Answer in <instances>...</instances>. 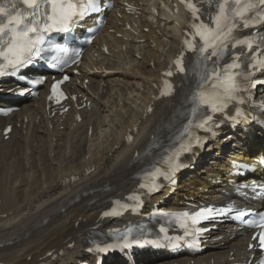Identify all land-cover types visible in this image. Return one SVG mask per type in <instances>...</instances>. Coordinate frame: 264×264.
<instances>
[{"label": "bare ground", "instance_id": "bare-ground-1", "mask_svg": "<svg viewBox=\"0 0 264 264\" xmlns=\"http://www.w3.org/2000/svg\"><path fill=\"white\" fill-rule=\"evenodd\" d=\"M114 1L116 7L108 13L105 29L85 53L81 74L66 85L78 95L79 105L91 102V107L79 110L81 121H76L78 110L70 100L67 113L59 114L55 108L50 116L44 95L18 101L6 94L15 83L0 86V107L21 106L0 116V262H93L95 258L87 252L90 235L137 218L101 219V211L112 197L136 185L145 153L152 145L169 140L168 135L172 137L182 124L178 114L188 96L183 89L192 79L177 76L175 95L154 102L151 113L145 114V108L157 93L155 84H159L161 70L182 46L186 13H173L169 0ZM123 2L131 6L129 11ZM103 43L109 52L101 50ZM258 95L264 99V89ZM9 124L13 131L5 138L3 130ZM130 129L137 131L133 142L127 144ZM230 133H234L231 146L226 138L212 140L194 159L195 168L180 175L169 198L164 196L170 193L166 187L152 195L147 207L163 201L172 208H183L200 201L220 203L233 198V194L223 193L231 191L226 176L230 161L253 160L249 155L264 153V127L252 119ZM218 177L224 183H215ZM257 179H264V174ZM245 231L220 225L209 233L208 249L198 256L146 252L138 264H192V259L193 264H229L233 257L242 260L249 254L246 248L251 236ZM107 264L126 262L115 256Z\"/></svg>", "mask_w": 264, "mask_h": 264}, {"label": "snow or ice", "instance_id": "snow-or-ice-1", "mask_svg": "<svg viewBox=\"0 0 264 264\" xmlns=\"http://www.w3.org/2000/svg\"><path fill=\"white\" fill-rule=\"evenodd\" d=\"M22 3L27 6V10L16 8L13 2L14 12L5 4H0V15L6 16L8 20L7 23L0 24V34L5 29L11 32L7 49L0 48V57L3 58V62H0V75L7 68L16 69L30 63L33 56L40 54V48L46 42L48 33L69 32L77 20L95 10L99 0H22ZM213 3L216 14L209 17L211 28L200 20L199 9L192 3L188 4L194 21L190 25L194 35L185 40V46L197 54L195 63L198 69L190 102L193 113L198 112L201 106H206L208 112L200 120V127L212 122L210 113L221 111L243 87L245 76L242 71H238L242 68L241 58L230 53L229 49L245 47L251 50L254 45H264V39L257 42L254 38L238 37L236 34L240 28H255V23L250 21H264V0H213L209 7ZM197 37L198 43L195 42ZM56 50L61 53L57 59L64 63L74 60L79 54L78 50L70 51L63 46H57ZM226 55L229 56V61L222 64L221 61ZM176 64L184 71L182 59H178ZM205 85L208 87L205 88ZM155 171L161 176L167 174L159 169ZM261 222H264V217ZM260 239L264 242V235Z\"/></svg>", "mask_w": 264, "mask_h": 264}]
</instances>
